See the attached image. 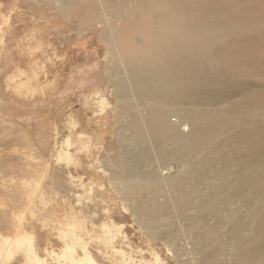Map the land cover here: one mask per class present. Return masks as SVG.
<instances>
[{
    "label": "bare ground",
    "instance_id": "6f19581e",
    "mask_svg": "<svg viewBox=\"0 0 264 264\" xmlns=\"http://www.w3.org/2000/svg\"><path fill=\"white\" fill-rule=\"evenodd\" d=\"M50 1L61 27L29 21L19 1L0 11L1 37L27 22L12 33L17 48L37 49L52 26L70 54L66 74L55 71L47 96L67 103L74 136L57 144L52 157L84 175L80 209H66L62 201L56 222L50 212L41 220L61 244L48 257L57 264H102L95 256L137 264L148 255L128 243L125 230H134L155 263L161 255L154 247L161 246L182 264H264V95L256 94L264 91V39L246 45L264 36V0ZM93 30L105 47L103 77L82 44ZM42 62L17 93L42 92L33 85L48 72ZM75 91L100 104L105 122L92 130L89 121L94 138L80 130L82 117L68 101ZM4 105L0 101L1 115ZM22 134L29 145L30 133ZM35 180L29 194L41 200L42 181ZM84 203L101 204V214L96 210L90 220ZM9 241L2 261L11 256ZM15 242L17 249L27 246L26 264H49L35 254L30 238Z\"/></svg>",
    "mask_w": 264,
    "mask_h": 264
},
{
    "label": "rangeland",
    "instance_id": "374dc122",
    "mask_svg": "<svg viewBox=\"0 0 264 264\" xmlns=\"http://www.w3.org/2000/svg\"><path fill=\"white\" fill-rule=\"evenodd\" d=\"M18 1L20 2L18 5L24 8L23 15L26 14L27 18H28V16L30 17V18H28L29 21H32L33 19H34V21L41 22V23L49 21V22H51L49 25H52V23H54L52 26L56 25L58 27H61L64 25V23L62 22V20L59 17L60 11L57 9L56 3H53L50 0H49L50 2L48 0H0V7H2V8L4 7L3 9L0 8L1 9L0 11H2V13H4V12L7 13L8 9L6 10V8H9L12 5V3H17ZM46 2H47V4H46ZM50 8H51V10H50ZM27 9H30V10L28 11ZM25 22L26 21L21 23V21H19L16 24V26L14 28V31L16 32V34L21 32V30L26 26L27 22L26 23ZM52 26L49 28L50 30L49 29L46 30V32H44V34L41 35L42 36V38H41L42 40L40 39L41 45L38 44L39 43L38 42L37 43L38 44L37 49H30V48L24 49V48H21L19 46L18 47L20 49L17 48V45L15 46V44H13V41L11 40L12 33H14V35H15V32H13V31L10 34L11 36L6 35L5 37H1V34H0V58H1L0 59V98H2V99H0V101L3 104H7L6 102H4L5 100L12 101V104L14 105L13 109H14V112L16 113L15 125H18V126L20 125V130H18L16 138L21 142H22V139L20 137H24L22 132L25 130L30 131V128H31V125L28 128L27 127L26 128L21 127L22 123L24 121L23 119L27 117L28 118L27 122H28L31 120V116L38 117L40 120V127L42 126L41 128H43L45 126V123H44V120L42 119V116L39 115L38 111L40 110L39 109L40 106L46 105L48 108L47 114L49 115L48 128H50L51 131L57 133L55 135V140H54L55 147H56L57 144H61V142L63 141L64 138H66L67 136H74V134H73V130L68 125V122H69V116L68 115L69 114H67V116H68L67 117L66 113L68 112L69 109L67 108V106H65L67 103L64 104L63 101L58 102L56 96H53L52 94L47 96V93H48L47 89H49V87L51 86V82H52V80L55 76V73H56L55 71L56 70H62V69L66 70L67 66H65L64 64L70 58L69 57L70 54L67 55L60 48L58 41L56 40L57 37L53 34V33H55V34H57V33L54 31V29L51 30ZM90 32H88L89 33L88 35L86 33L85 37L82 38V44L84 45V47L86 49H88L89 51L94 53V56L92 57L91 63H94L95 61L98 62L97 71L100 74V76L103 77V71L105 69V66H104V63L102 62V59H103L102 55L105 51V47H104L103 43L98 42L99 35H100L99 30H93ZM263 39H264V36H259V37H255L252 39L250 38L246 41V45L250 46L256 40H263ZM41 42H43L44 44H42ZM137 42H138V40H135V43H137ZM48 43H49V46H47ZM8 49L10 50V53H11V55L9 56L10 58L8 57L7 54L5 55L6 50H8ZM26 49H27V51H26ZM28 50H30V51H28ZM33 50L34 51L36 50V52H34ZM33 52H34V54H33ZM34 55L37 56V59H38L37 61H39V62L36 63V60H35L36 57ZM6 56L9 59H7ZM29 56L30 57L33 56V57H31L32 58L31 60L33 62L30 60ZM42 56H43V58H42ZM22 57H24V58H22ZM41 59H43V60H41ZM10 60H12V61L10 62ZM42 61H44V63H46L45 71L46 72L48 71L46 73L47 75L46 74H42V75L40 74L38 76V80L36 82H34L35 84L32 83L35 86V88L38 89V91H42V92L33 94L32 91H28L30 94L27 92V93H23L22 95L17 93V91H16L17 87L16 86H18L22 80L25 81L26 78L30 77L32 75V73H34V70H36V72H37V69L39 68V66H41L40 62H42ZM28 62H30V64ZM38 63H39V65H38ZM62 65H63V67H61ZM64 70H62L61 72H62V74L65 75L66 72ZM20 71L24 72L23 76L20 75ZM25 75H26V77H25ZM64 79L65 78H62L61 83H60V84H62V86L65 84ZM49 92H50V90H49ZM75 92L68 97V101H69V103L72 104L73 109L75 111H78L77 113H79V115H81V117L84 119L83 120L81 118V120H80L81 124H83L82 129H80V130L83 131V134L86 137L90 136V137L94 138L92 135L91 129L94 130V128L96 127L95 128L96 130H101L102 126L104 125V122H105V119L101 118V116H100V114H101V112L99 110L100 104L98 103V100H96L93 97L87 98L80 91H75ZM25 94H27V95H25ZM256 94L257 95H264V91H258ZM86 95H88V93ZM46 97H48V98H46ZM34 107H36V108H34ZM3 112L4 113L2 114V116L5 114L4 117L6 116L5 118H7V112L5 110ZM69 112H70V110H69ZM11 114H13V113L11 112ZM8 116H11L10 113L8 114ZM5 118H3V119L6 120ZM108 122H109V120H108ZM89 123L91 124V129L89 128L90 127ZM21 128H22V130H21ZM90 131H91V133H90ZM106 137L110 138V134H107ZM73 140L76 142V143L74 142V144H75L74 147L75 146L76 147L81 146V143L78 139L74 138ZM84 141H87V140H84ZM91 141H92L91 143L95 142L94 139H91ZM110 142H111V144H113V145H111L112 148H114V141H110ZM58 166H61V165H58ZM62 168H63L64 174H65L62 194L58 196L59 197L58 201L52 203V205L53 204H56V205H55V207H51L52 208L51 211L60 207L62 201L66 202V204H65L66 209H69L70 207H75L76 210H79L80 207L77 205L78 204L77 203L78 202L77 194L82 193L81 181H80L79 177L81 175H84V174L80 170H75L74 168H67V167H65V165L62 166ZM70 175H73L74 178H71ZM85 177L86 178L84 179V182L85 183L89 182L86 175H85ZM95 183H96V181H95ZM112 197L113 196H111V198ZM113 202H115V201L113 200L111 203H113ZM47 205H50L49 202L47 203ZM83 206H84V208H83L84 213L88 218H90V220H91V217H93L92 214L97 213L96 210H98V215L101 214V209H102L101 204H97V203L96 204L95 203L85 204L84 203ZM98 218H99L98 220L96 219V221L94 220L93 222L98 224L100 219H101L100 217H98ZM118 222L121 223V221H119V220L117 221V223ZM123 222L127 224L126 226H128V222H129L128 220L123 221ZM125 233L128 235V238H129L128 243L130 244V246L134 244V246H131V247L136 248L135 246H137L140 249H142L145 253L147 252L146 254L148 256H147L146 260L141 261V262L137 261L136 262L137 264H182L181 262H179L177 260H174V259H171L170 257H167L165 250L164 249L162 250L161 246H157V247L155 246L154 247L155 249H157V251L161 255V260H160L161 262L159 261V262L155 263V260L152 259L150 257V255L148 254L147 244L141 242V239L138 237V235H136V232L134 230H125ZM132 240H134V241H132ZM46 241L48 242L49 238L46 239ZM60 246H61L60 242L57 243L56 241H54L52 245L47 243L46 248L48 247V249H49L50 247H52L53 249L58 251L60 249ZM46 248H44V250ZM44 250H43V253L41 256L47 257L49 264H57L56 261L53 262L51 260V258L48 257L49 255H47V253ZM92 251L95 253L94 247H92ZM95 258L98 262H101L102 264H114L112 261H110L104 257L95 256ZM138 259L139 258H137L136 260H138Z\"/></svg>",
    "mask_w": 264,
    "mask_h": 264
},
{
    "label": "crops",
    "instance_id": "0c3cea01",
    "mask_svg": "<svg viewBox=\"0 0 264 264\" xmlns=\"http://www.w3.org/2000/svg\"><path fill=\"white\" fill-rule=\"evenodd\" d=\"M4 102L7 103L3 106L7 112V118L0 114L2 117H0V172H2L0 173L2 174L0 176V251H2L0 256L8 250L5 239L10 240L12 247L9 249L11 256L5 254L0 264H26L27 246L23 245L17 249L15 245L19 236L31 239L32 249L39 258L48 259L41 256L47 243L51 245L54 241L58 243L50 228L41 225V220L50 212L49 219L56 222L60 207L52 211L51 207H55L56 204L52 205V203L58 201V196L62 194L65 179L62 168L64 165L58 166L52 158L57 133L48 128L47 106H40L38 111L45 123L43 128L40 127L38 117L31 116V122H27V117L23 119L22 128H28L31 125L30 131L26 130L31 135L27 142L30 144L26 145L16 138L20 126L15 125L16 113L12 101ZM9 113L11 116H8ZM21 144L26 147V151ZM44 173H46L45 176ZM35 179L42 181V203L40 195L31 196ZM25 183L29 186H25ZM48 202L50 205H47ZM42 205L44 207L47 205L46 210L42 208ZM51 249L53 248L47 247L44 251L48 255Z\"/></svg>",
    "mask_w": 264,
    "mask_h": 264
}]
</instances>
